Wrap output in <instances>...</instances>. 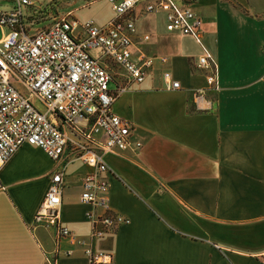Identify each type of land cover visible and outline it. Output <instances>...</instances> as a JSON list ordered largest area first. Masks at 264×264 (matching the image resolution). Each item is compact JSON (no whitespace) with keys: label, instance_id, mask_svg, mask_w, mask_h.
I'll return each mask as SVG.
<instances>
[{"label":"crops","instance_id":"crops-1","mask_svg":"<svg viewBox=\"0 0 264 264\" xmlns=\"http://www.w3.org/2000/svg\"><path fill=\"white\" fill-rule=\"evenodd\" d=\"M46 2L32 0L25 12ZM85 2L66 12L78 21L111 17L106 0ZM143 2L130 13L136 28L131 52L165 61L155 60L111 104L131 126L130 145L103 154L109 206L126 220L92 242L111 254L109 263L97 264H262L264 0L195 1L201 40L217 67V89L199 106L191 98L192 89L205 85L203 70L194 66L199 44L167 31L162 13L144 11ZM164 69L179 88H164ZM109 71L113 88L123 71L116 65ZM54 168L40 147L28 143L0 168V264H89L82 245L32 221ZM88 170L80 160L68 162L61 194V221L81 239L89 223L80 178Z\"/></svg>","mask_w":264,"mask_h":264},{"label":"built area","instance_id":"built-area-1","mask_svg":"<svg viewBox=\"0 0 264 264\" xmlns=\"http://www.w3.org/2000/svg\"><path fill=\"white\" fill-rule=\"evenodd\" d=\"M0 168L22 143L40 147L55 168L33 213L34 224L51 226L55 237H68L82 245L89 264L109 263L111 254L96 250L92 242L115 229L125 217L108 203L110 169L103 154L130 145V123L111 110L114 99L132 83L140 82L155 60L165 57L130 49L136 28L131 10L139 0H106L109 19L78 21L67 13L32 30L25 25V7L32 0H0ZM146 12H161L164 28L191 36L200 46L194 66L203 70L205 85L191 90L196 106L205 93L217 89V67L201 40V17L196 0H143ZM74 30L76 32H74ZM97 51L96 55L91 50ZM109 65L123 71L113 88ZM164 88H179L170 71H161ZM14 82L23 85L20 91ZM31 98L43 106L36 108ZM134 148L140 146L133 141ZM80 160L90 167L80 178L79 200L87 205V239L76 237L60 218L63 175L68 162ZM0 183V188H2ZM264 264V253L259 255Z\"/></svg>","mask_w":264,"mask_h":264},{"label":"rangeland","instance_id":"rangeland-1","mask_svg":"<svg viewBox=\"0 0 264 264\" xmlns=\"http://www.w3.org/2000/svg\"><path fill=\"white\" fill-rule=\"evenodd\" d=\"M44 5H42L41 9L35 10V8L30 7L26 9L25 12V25L27 29H34L39 26H43L48 24L52 19L65 16L66 11H70L74 6H84L86 4L85 0H48ZM88 1V0H86ZM74 4V5H73ZM40 6V4H38ZM35 7V6H34ZM5 30V28L0 27V36L1 33ZM74 32H76L74 30ZM14 85L22 92H26L25 88L19 82H14ZM32 102L36 106L37 109L42 110L43 106L36 99L31 98Z\"/></svg>","mask_w":264,"mask_h":264}]
</instances>
